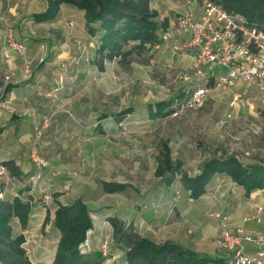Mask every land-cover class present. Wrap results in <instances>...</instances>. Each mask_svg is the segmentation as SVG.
I'll return each instance as SVG.
<instances>
[{"label":"rangeland","instance_id":"obj_1","mask_svg":"<svg viewBox=\"0 0 264 264\" xmlns=\"http://www.w3.org/2000/svg\"><path fill=\"white\" fill-rule=\"evenodd\" d=\"M37 1L42 0H36V10L40 8ZM17 10L19 12L12 15H18V23L20 19L27 22L30 13L19 8ZM7 13L3 12L6 24L0 21V31L11 28L10 23H17ZM14 27L16 29L12 26L11 30L16 41L24 42L16 35L19 26L14 24ZM24 43L31 71L46 68L54 72L52 82L43 81L34 87L35 98L30 109L40 118L33 120L30 141H21L19 149L26 155V162L32 164L28 145L34 138V125L47 117L48 123L41 127L36 141L41 155L49 162V167L41 171L55 177L56 183L51 186L50 195L47 183L38 189L37 184L34 186L31 209L33 220L24 231L29 244L46 243L44 259L50 257L49 246L57 231L51 223L56 199L69 202L81 197L90 210L94 230H102L98 240L100 248L103 243L108 248L107 253L122 248L115 246L111 224L99 219L98 214L110 213L121 221L118 216L127 219L136 208L133 204L136 191L129 188L119 194L107 193L102 190L101 182H129L136 190L149 192L148 188L161 180L156 175V169L162 142H167L171 157L180 160L182 169L191 175L198 172L202 162L213 154L215 148L223 147L227 152L241 155L245 152L248 155L264 153V107L259 102V91L239 79L233 80L225 88L215 89L214 78L226 72L220 66L213 68L212 78L199 79L191 67L192 59L182 60L189 50L174 44L168 32L167 39L155 50L134 53L125 64H120L117 59L104 60L103 69L96 64L97 53L93 59L89 58L88 53L80 58V54H71L72 59L61 55L64 58L62 61L50 57L52 50L45 42L48 51L44 61L39 63L40 43L36 47L26 41ZM17 61H21L25 68L17 52L5 58L0 50V94L3 92V99H6L4 89L12 79V64ZM34 61L37 66L33 65ZM64 61L66 65H63ZM198 85H205L209 89L201 107L182 110L179 107L177 113L162 118L148 116L147 104L175 97L180 91L184 92L185 98ZM7 105L14 113L10 103ZM127 106H132L133 112L120 123L115 122L112 115ZM104 115L106 117H102ZM97 124L103 133L98 132ZM0 182L4 184L3 192L0 193L3 198L13 197L22 187V183L16 180L0 179ZM221 182L224 184L222 189L231 191L228 181ZM216 185L208 187L200 200L192 201L188 199V193L176 175L170 190L175 197L174 202H178L177 213L171 212L167 205L157 210L159 214L155 213L156 219L170 215L174 219L184 220L190 226L189 229L197 227L199 221L209 213L220 212ZM150 207L156 208L153 204ZM165 210L166 213L161 215ZM47 214L49 220L43 225ZM13 225L17 231L15 220ZM88 235L93 234L89 232ZM84 243L87 244V241ZM117 260L118 257L112 258V263Z\"/></svg>","mask_w":264,"mask_h":264},{"label":"trees","instance_id":"obj_2","mask_svg":"<svg viewBox=\"0 0 264 264\" xmlns=\"http://www.w3.org/2000/svg\"><path fill=\"white\" fill-rule=\"evenodd\" d=\"M46 9L35 13V22L54 20L60 5L67 3L82 10L85 28L88 34L99 36L96 64L103 69L104 60H114L120 64L128 62L134 53L148 52L153 46L162 42V33L168 28L167 18L159 19V12L150 6V0H46ZM201 2L202 0H196ZM219 4L228 12L241 15L248 25L255 26L264 32V0H210ZM212 78V76H210ZM9 86L5 87V92ZM184 100V92L177 96L157 100L147 104L148 116L162 118L177 111ZM175 104V105H173ZM133 112L127 106L112 115L120 123ZM106 117V115L102 116ZM99 133L103 130L96 125ZM3 127H0V133ZM219 152V154H217ZM8 169L10 181L22 182V187L11 198L0 197V264H34L25 248L34 196L30 185L23 180L24 173L12 159L0 161ZM183 163L171 157L167 142L161 143L156 175L164 185L171 186L176 175L188 197L193 200L205 194L206 187L215 174H225L232 182L244 189V196L256 189H264V160L242 161L236 154L224 148L213 149V154L206 158L199 171L191 175L182 169ZM35 174H29L33 178ZM4 182V181H3ZM0 182V193L4 184ZM128 182L103 180L101 188L107 193H119L132 187ZM56 198V197H55ZM53 211L52 226L59 237L56 243L53 264H101L110 253L103 256L101 251L88 253L83 243L93 222L90 210L81 197L69 202L56 199ZM48 214L43 225L48 222ZM16 221V231L13 221ZM113 228L116 244L124 248L122 264H224L219 257H210L185 248L179 243L163 241L155 243L141 236L132 223H125L115 217L108 218Z\"/></svg>","mask_w":264,"mask_h":264},{"label":"crops","instance_id":"obj_3","mask_svg":"<svg viewBox=\"0 0 264 264\" xmlns=\"http://www.w3.org/2000/svg\"><path fill=\"white\" fill-rule=\"evenodd\" d=\"M37 4L40 6L38 10L35 9L36 0H0V12L2 13V15L0 14V21H5L4 23L6 24V18H4L5 15H3V12H8L7 16L9 18H14L15 21H17V23L15 22L14 24L19 26L18 30L16 31L17 38L21 41H26L30 46L34 45V47H36L38 43H40V45L43 42L49 44L52 50L49 54L50 57L54 56V58L56 57L58 60L63 61L64 58H61V55H67L70 59H72L70 57L71 54H80V58L86 56L88 53L90 55V59L94 58V55L97 53L99 36L97 34L92 36L87 33L85 28L84 13L82 10L77 9L73 5L62 3L60 5L58 15L54 20L49 22H35L33 15L35 13L44 11L47 6V1H37ZM150 6L158 10L159 19L167 18L168 28L166 31L169 33L171 40L174 44H179L180 46L182 45L181 48L185 49L183 47V43L188 39V34L177 27L176 18L179 14L188 11H191L196 16H198L201 13L200 2L195 1L188 4L186 0H150ZM17 8L23 9V12L30 13L29 19H26L27 22L20 19L21 22L19 24L18 15H12L19 12ZM10 24L11 28L13 26V28L16 29L13 23ZM44 28L46 29L45 31H43ZM3 32V30L0 31V35ZM56 38L58 39L57 41ZM159 44L163 43L160 42ZM159 44L153 46L150 51L158 48ZM50 57L49 59H52ZM189 59H192L190 51L187 55H183L182 57V60L184 61H188ZM48 63L50 64V62ZM66 64L67 63L64 61L63 65ZM33 65L37 66L35 61L33 62ZM11 68L12 79L8 84L9 88L5 92L6 99L4 100L7 101L8 104L10 103L14 109V113L7 111L8 109L0 110V127H3V130L0 133V161L9 159L15 161L16 165H18L21 171L24 173L23 180L26 181L28 185H30V193L32 195L34 186L36 184L38 189L39 186H43V184L46 183V185H49V189L47 187V192L50 195L51 191L49 190H52L50 189L51 186L55 185L56 183L55 177H52L48 174L45 175L42 173L43 171L38 172V170L32 165V162V164L26 162V155H24V153H22L19 149L21 141H30V129L33 120L35 121L37 118H40L39 114L35 116V113H31L30 109V105L35 98L34 94L36 91L34 90V87L36 85L42 84L43 81H47L49 83L52 82L51 78L54 76V72L52 70L47 71L46 68H38L26 72L21 61L13 63ZM60 69L63 70L62 67ZM212 71L214 73V70ZM45 77H48V79ZM29 146L30 142L28 145V151ZM231 153L236 154L244 162H252L256 161L257 159L264 160V153L261 152H258L257 155H248V152H245V154L242 155L236 152ZM29 174L30 176L33 174L35 175L31 179L29 178ZM37 174L39 175L38 177H36ZM35 178L36 180H34ZM222 180H226L230 183L231 191L227 190L226 188L222 189L224 185L221 182ZM18 183L22 182L18 181ZM215 185L216 191L220 198L217 203L219 204L220 212L209 213L207 217H204L201 221H199L197 227L189 229L190 226L185 224L184 220L174 219L170 215L166 218L161 217L160 219H156L155 213L159 214L157 210L163 208L164 206L168 205V209L175 213H177L176 211L178 209V202H174L175 197H173V192L170 190L172 185L168 187L164 185L163 181L161 180L155 181L148 188L149 192L147 193L136 190L134 185L132 187H128L122 192H119L123 193L130 189L136 191V196L133 197V199H135L133 204L136 206V208H134L133 212L127 219L120 216L118 217L121 218L125 223H132L141 236L146 237L155 243H161L168 240L179 243L183 247L189 248L198 253L223 259L225 250L219 247L217 243V231L219 223L218 215L220 213L225 214L228 218V221L232 225L242 226L246 231L260 232L264 234V189L253 190L250 192L249 196L245 197L244 189L232 182L228 176L225 174H215L208 183L205 194L207 193L208 187ZM63 187L65 188L64 185ZM152 188L154 189L151 191ZM163 195L165 196V199L163 198ZM202 196L196 200H193L192 198L188 199L192 201H198ZM209 203L210 202H208V204ZM151 204L155 205L156 208H160L156 209L152 207L151 209ZM259 206L263 207L260 222H256L252 219L246 221L243 220L245 217L255 213ZM164 213H166V210L160 214L163 215ZM31 216L32 210L29 218L28 228L30 227L31 219L33 220V217L31 218ZM98 216L100 217L99 219H105L107 222H109V217H114L110 213H99ZM92 222V229L87 232V237L85 240L87 241L86 250L88 253L100 251L98 240L102 235V230H94L93 219ZM153 226L155 227L154 229ZM89 232H91L93 235H88ZM58 237L59 234L56 231V235L51 241V246H49L51 252L48 259H44L43 249L47 248L46 243L43 242L41 245L34 243L29 244L26 237L27 240L24 245L31 261L34 264H53V255ZM47 240L48 238L46 237L45 241L47 242ZM115 246L121 245L115 243ZM109 253L110 257L106 258L101 264H113L112 258L116 257H118V260L114 264L123 263V247L117 250L113 249V252Z\"/></svg>","mask_w":264,"mask_h":264},{"label":"built area","instance_id":"obj_4","mask_svg":"<svg viewBox=\"0 0 264 264\" xmlns=\"http://www.w3.org/2000/svg\"><path fill=\"white\" fill-rule=\"evenodd\" d=\"M186 1L190 4L196 0ZM200 5L201 13L198 16L188 11L176 18L177 27L188 34L183 47L191 52L193 71L199 79L207 80L215 66L225 68V74L214 78L213 87L225 88L231 85L233 80L239 79L259 91V102L264 107V32L245 23L241 15L228 12L213 1L202 0ZM161 38L167 39L166 31L162 33ZM0 44L3 57L10 58L13 52H17L25 63V71H31L30 61L26 58V44L16 41L11 28H7L0 35ZM47 51V45L41 43L39 63L44 61ZM208 91L205 85L195 87L182 101L180 110L201 107ZM2 95L3 92L0 94V109L10 110ZM46 118H42L34 125V138L29 146L30 160L38 172L49 167V162L41 155L36 141L41 127L48 123ZM38 176L37 174L36 177ZM0 179L10 180L9 171L2 162ZM262 209L263 207L259 206L255 213L243 220L252 219L260 222ZM218 217L217 243L225 250L224 264H264V234L232 225L225 214L220 213ZM85 244L83 243V247ZM107 250L106 244L103 243L100 248L103 256L108 254Z\"/></svg>","mask_w":264,"mask_h":264}]
</instances>
